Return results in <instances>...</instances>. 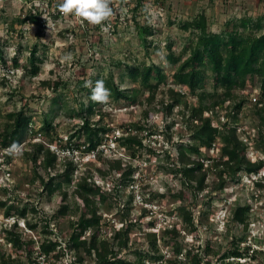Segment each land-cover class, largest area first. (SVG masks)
<instances>
[{
  "label": "rangeland",
  "instance_id": "1",
  "mask_svg": "<svg viewBox=\"0 0 264 264\" xmlns=\"http://www.w3.org/2000/svg\"><path fill=\"white\" fill-rule=\"evenodd\" d=\"M140 1L112 0L109 6L114 15L93 25L74 14H62L58 4L62 0H0V53L5 59H0V133L4 134L8 113L24 107L31 116L23 142L18 144L22 146L19 154H9L7 150L13 144L3 146L0 141V250L21 257L24 264H97L95 256L84 249L81 250L83 259L78 260L74 250L65 248L73 232L71 222L97 209L101 217L98 232L101 240L112 239L124 223L134 222L128 247L119 254L123 258L136 259L141 254L147 263L154 264L157 261L150 259V255H157L159 262L169 264L177 255L176 241L182 248L179 257L189 249L195 252L200 249L206 256L205 247L209 242L219 250L217 255L206 256L213 259V264L235 247L245 254L250 248L247 257L243 254V263L264 264V186H261L264 179H260L264 178V167L257 174L239 171L236 180L226 174V182L221 187L218 173L225 168L214 164L221 155L222 142L218 138L214 146H203L201 154L193 157L204 161L205 190L189 186L190 182L186 183L176 169L181 166L179 150L191 140V130L198 122L195 120L192 124L184 104L176 105L171 113L165 108L171 103L170 88L185 93L181 101H187L189 107L198 103L196 93L175 82L173 75L180 62H174L172 54L185 59L199 30L185 31L178 22H191L204 12L211 30L216 32L223 31L231 19L250 16L254 21L262 16L264 25V0H144L134 10ZM32 9L42 13L45 23L42 38L36 34L37 26L26 20ZM137 23L154 30L148 36V45L143 43ZM170 40L172 48L168 46ZM35 43L45 61L40 72L32 75L24 66ZM16 56L19 66H15ZM121 61L161 69L165 79L159 81L157 74L152 79L155 84L160 82L154 98L148 89L130 81L124 66L116 67ZM111 71L122 89H139L138 97L136 102L116 99L110 90L108 102L100 103L92 118L93 123L100 122L105 127L101 144L93 151L87 150L86 133L80 131L82 119L77 113L82 103H88L89 96L80 83L90 81L95 87V77H106ZM206 89L213 90L211 77ZM239 92L247 101L235 124L239 137L247 144L246 154L254 161L264 158L258 145L257 104L252 100L261 92L257 77L249 79L248 86ZM218 93L222 94L223 90ZM231 104L226 103L206 116L215 126L233 123L235 111ZM46 119L52 122L50 132L42 129ZM72 135L75 136L71 138ZM127 135L137 137L142 145L125 144L122 138ZM36 143L57 154L53 168L44 166V150L38 154L37 161L28 156L27 152ZM68 160L72 162L71 180L65 179L66 176L56 179L63 181L62 191L67 192V198L59 191L47 195L42 180L62 173ZM83 176L95 181L106 196L104 200L93 197L95 204L88 205L75 194ZM63 204L69 208L65 214H59ZM238 204L251 207L248 226L233 220L232 209ZM9 206H13L12 215L6 216L4 212ZM182 206L193 212L196 226L193 231L183 220ZM23 209L28 220L38 222V227L31 230L24 218H20L16 228L23 233L24 240H33L31 252L27 250L29 247L18 248L8 234ZM174 227L181 231L177 238L171 234ZM91 232L90 229L85 232L84 238H90ZM150 232L157 234L155 245L148 237ZM46 239L60 244L49 257L39 250Z\"/></svg>",
  "mask_w": 264,
  "mask_h": 264
},
{
  "label": "trees",
  "instance_id": "2",
  "mask_svg": "<svg viewBox=\"0 0 264 264\" xmlns=\"http://www.w3.org/2000/svg\"><path fill=\"white\" fill-rule=\"evenodd\" d=\"M144 0L138 2L134 10H137L140 4L144 3ZM60 4V3H58ZM197 16V15H196ZM194 17L193 20L178 22V26L188 31L191 28L199 30L197 40L192 47H189V55L182 60V55L174 57L172 54V60L174 62H180L177 69L174 72V80L177 84L185 87L188 90L196 93L198 103L189 107L187 101L182 103V98L185 97V93L170 88L169 93L171 97V103L166 105V110L171 113L176 105L184 104L188 107L192 124L197 120V125L191 130V140L182 145L180 148V162L181 166L176 169L183 176L185 182H190L188 185L197 188L198 191L205 190L207 172L203 170V159H194L193 157L201 154V148L203 146L211 148L218 138L221 139V155L214 161L217 167L223 166L222 170H219L220 186L223 187L226 182V174L231 175L232 180H236V174L239 171L245 170L248 173L257 174L264 167V158L258 160H250L246 154L247 144L244 142L238 134V126L235 124L238 118V113L243 109L247 99L240 95L239 91L245 89L248 86L249 79H255L259 82L260 95L255 104V113L260 119L259 128V142L258 145L264 153V31H263V17L260 16L258 21H254L252 16L245 17L243 19H231L226 22L225 29L221 32L211 30L207 16L203 12L202 14ZM26 20L34 23L37 26V36L42 38L45 34L44 21L42 13L38 11H32L27 16ZM139 33L142 35L143 43L148 45V36L154 34V30L148 26H141L137 23ZM250 31H247L249 30ZM38 43H35L30 48V55L28 62L26 63L25 70L28 74L36 75L40 72L41 64L44 63L45 58L38 54ZM169 48H172L173 42L170 40L168 44ZM0 59L5 60L0 53ZM15 66H19L18 56L14 57ZM182 60V61H181ZM124 64V65H123ZM124 66L127 69L126 75L133 83H139L141 87L149 90L151 98H154L156 91L159 88V83H153V75L159 81L165 79V75L161 69L155 65H136L131 64L128 61L118 62L116 67L118 69ZM210 70L211 74L207 71ZM213 79V90L206 89V82L209 78ZM97 80H103L107 89L112 91L113 96L116 99H125L127 101L136 102L139 89L137 88H121V86L115 81L114 73L111 71L106 77L97 75L94 79V86ZM58 84V83H56ZM80 87L87 92L89 101L81 104L77 113L81 116L82 125L80 131H85V148L87 150H94L100 144L103 135L102 131H105V127L100 122L93 123L92 118L97 114V106L99 102H95L91 99L92 86H86V81L80 83ZM222 89L223 93L219 94L218 91ZM58 90V88L56 89ZM132 91V94L130 93ZM253 100V99H252ZM232 103L231 106L235 113L233 115V123H224L223 126L213 125L211 119L206 116L208 112H217L219 108L225 106L226 103ZM8 122L4 128V134L0 133V141L3 146H8L11 143L20 144L27 133L29 125L31 123V116L28 115L25 108L22 107L19 110H14L7 114ZM228 117V116H227ZM94 124V125H93ZM53 128L52 122L46 119L43 123V130L50 132ZM192 129V128H191ZM3 136V139L1 138ZM75 135H72L73 138ZM125 144H131L133 142L138 145H142V141L135 136L127 135L122 138ZM132 145V144H131ZM31 152H27L28 156L37 161V156L40 151H45V158L43 161L44 166L47 169L53 168L56 163L57 154L47 149L42 143H36ZM72 162L68 160L66 162V169L58 175H52L47 180L43 179V190L47 195L51 196L56 191L63 194V198H67V192H63V181H56L57 177L66 176L65 179L71 180ZM127 175V173L125 174ZM263 180V176L260 177ZM260 180V181H261ZM258 181V182H260ZM262 182V181H261ZM195 184V186L193 185ZM261 183H259L260 185ZM261 186H264L263 184ZM75 194L79 196L85 204H95L93 197L100 196L102 200L105 199L104 192L101 193V189L96 185L95 181L89 180V177L83 176L79 179ZM6 205V203H1ZM69 206L63 204L60 208L59 214H65ZM183 220L186 222L190 231H193L195 226L193 212L190 209L182 206ZM13 206L7 207L4 214L11 216V210ZM251 209L250 205L238 204L232 209L233 220L239 224L248 226V214ZM36 211V209L33 208ZM129 214V211L128 213ZM20 218H24L28 224V228L33 230L38 227V222L33 223L27 218V211L25 209L20 210L17 220L8 231L12 242L20 249L29 247L27 250L31 252V245L33 240L26 241L22 238L23 233L17 232L18 221ZM101 217L98 215L97 209H92L90 214H82L77 221H72L70 227L73 232L69 235L65 248L74 250L78 255V260H82L81 250L84 249L87 254L94 255L97 264H149L140 254L136 259H128L119 256L122 249L128 247L130 239V231L133 221L130 223H124L122 228L117 229L112 239L101 240L98 236L100 230ZM45 226V225H44ZM91 230V237L84 238L85 232ZM165 232H168L165 231ZM172 236L177 238L181 235V231L174 227L171 231ZM153 245H155L157 234L155 232L148 233ZM100 239V240H99ZM174 252L177 253L175 258L169 261V264H213V259H206V256L210 254L217 255L219 250L214 249L211 243H207L205 247V255L203 256L199 251L195 252L193 249L186 251L183 257H179L181 254V245L178 241L175 242ZM31 244V245H30ZM60 246L58 241L52 239H46L39 245L40 253L49 257L53 252L57 251ZM25 249V248H24ZM157 249V246L155 247ZM245 254L239 248L229 249L219 257L217 264H245L242 262V258L247 257L249 252ZM60 252V251H59ZM256 252V250H254ZM253 252V253H254ZM147 254V253H146ZM245 254V257H243ZM185 256V257H184ZM253 256V255H252ZM150 259L157 261L154 264H163L162 260L159 262L157 255H150ZM33 261V260H32ZM0 264H24L21 257H14L11 254H7L0 250ZM165 264V263H164Z\"/></svg>",
  "mask_w": 264,
  "mask_h": 264
},
{
  "label": "clouds",
  "instance_id": "3",
  "mask_svg": "<svg viewBox=\"0 0 264 264\" xmlns=\"http://www.w3.org/2000/svg\"><path fill=\"white\" fill-rule=\"evenodd\" d=\"M111 3L112 0H62L59 11L65 15L74 14L90 24L99 25L114 15L113 9L109 6ZM86 86H91V82L89 81ZM110 95V90L105 87L104 81L97 80L92 89L91 99L106 103ZM7 151L9 154H19L22 146L14 143Z\"/></svg>",
  "mask_w": 264,
  "mask_h": 264
},
{
  "label": "built area",
  "instance_id": "4",
  "mask_svg": "<svg viewBox=\"0 0 264 264\" xmlns=\"http://www.w3.org/2000/svg\"><path fill=\"white\" fill-rule=\"evenodd\" d=\"M257 100H258L257 96H254L253 101H257Z\"/></svg>",
  "mask_w": 264,
  "mask_h": 264
}]
</instances>
